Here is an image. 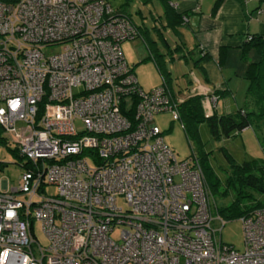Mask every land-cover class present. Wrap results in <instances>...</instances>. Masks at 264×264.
I'll return each instance as SVG.
<instances>
[{"label": "built area", "instance_id": "2783aa9c", "mask_svg": "<svg viewBox=\"0 0 264 264\" xmlns=\"http://www.w3.org/2000/svg\"><path fill=\"white\" fill-rule=\"evenodd\" d=\"M136 37L105 0H0V128L26 160L0 190V264H264V208L238 218L240 251L221 242L197 161L154 123L175 102L122 55Z\"/></svg>", "mask_w": 264, "mask_h": 264}, {"label": "rangeland", "instance_id": "374dc122", "mask_svg": "<svg viewBox=\"0 0 264 264\" xmlns=\"http://www.w3.org/2000/svg\"><path fill=\"white\" fill-rule=\"evenodd\" d=\"M124 0H109L108 5L114 9ZM160 5L157 0H151L145 4L141 0H127V6L122 10L128 12L131 20L135 25H140L142 22L145 27L149 29L150 41L156 42L160 54L166 53L160 41L157 40L156 32L152 30L154 26L151 21V16L159 13ZM139 12L143 15H139ZM151 16H150V13ZM158 26V24H157ZM144 36V35H143ZM142 35L133 40H126L121 43L120 49L122 55L137 80L138 85L143 90L153 89L160 85L161 79L159 72L151 59H146L148 56V49L152 48L148 37ZM173 46V42H171ZM153 49V48H152ZM60 48L56 45L49 49L50 53H58ZM154 50V49H153ZM189 56V55H188ZM178 56L174 54V60L170 61L168 56H163V62L159 60L161 67L170 74L171 87L174 95H183V97L190 93L191 89L198 86V83L191 77V72L201 82L202 78L196 72L188 61L184 63L183 59H176ZM145 59V60H144ZM162 63L164 66H162ZM191 81V83H190ZM182 97V96H180ZM218 97L216 98V102ZM222 100L218 105L222 104ZM243 105V104H242ZM221 114V113H217ZM154 123L160 130L165 144L172 150L178 160H184L195 156L198 159L204 160L207 167L211 169L214 176L218 179L220 186L218 193L215 194L216 206L225 207L233 200L231 191L220 199L219 193L224 189V181L229 171L230 162L240 164L242 162H257L264 164V150H262L259 142L264 140V129L261 132H255L251 128L245 129L238 134L234 133L230 137L214 138L209 133L208 126L205 122H201L197 126L198 139L187 140L182 127L178 121H171L170 113H160L155 115ZM76 126H79L76 123ZM260 141H259V140ZM264 146V144H262ZM26 163L25 159H21L17 155L15 145L7 143V145L0 144V190L2 184L8 188L17 185L20 174L24 170L22 167ZM47 192L53 193L54 189L49 187ZM253 195H257L252 192ZM251 202V201H249ZM248 202V203H249ZM119 204L123 206L122 201ZM220 225V224H219ZM217 224V226L219 227ZM117 230H115L111 237L116 239ZM35 236L40 244L46 245L39 224L35 225ZM221 242L232 246L234 249L240 251L242 249V224L239 219L224 220V225L220 233Z\"/></svg>", "mask_w": 264, "mask_h": 264}, {"label": "crops", "instance_id": "0c3cea01", "mask_svg": "<svg viewBox=\"0 0 264 264\" xmlns=\"http://www.w3.org/2000/svg\"><path fill=\"white\" fill-rule=\"evenodd\" d=\"M141 1L143 4L151 2ZM157 1L160 5L159 13L155 16L149 13L154 24L152 30L156 32L157 40L159 39L166 53L160 54L156 42L150 41V31L143 22L140 25L133 24L142 26V36L148 37L151 45L156 48V53L162 56L161 61L163 62L165 55L172 61L176 54V59L182 58L184 63L191 62L202 78L203 86L191 72L190 75L198 86L192 88L189 94L198 90L208 95L212 91H222L215 103L214 113H232L241 108L246 100L248 86L246 64L258 60V54L253 48L243 53L242 45L249 36H264V0H172L171 7L175 14H182L178 19H174V15L172 18L168 16L164 5L160 0ZM123 3L124 1L115 9H121L119 7ZM125 13L130 17L128 12ZM139 15L143 17L140 12ZM171 42L174 43L173 46ZM177 46L180 48L176 49ZM201 52L205 55L202 60ZM168 77L170 79L169 73ZM220 100L223 102L218 105ZM4 188L5 183L2 184V189Z\"/></svg>", "mask_w": 264, "mask_h": 264}, {"label": "trees", "instance_id": "16d2710c", "mask_svg": "<svg viewBox=\"0 0 264 264\" xmlns=\"http://www.w3.org/2000/svg\"><path fill=\"white\" fill-rule=\"evenodd\" d=\"M105 1L108 3L109 0ZM160 2L164 5L165 13H167L168 16L172 18V15H174V19L182 17V14H175L173 7H171L172 0H160ZM126 4L127 0H124V3L119 7L121 9H115L113 13L123 16L133 24L130 17L124 10H122ZM134 27L137 29L139 36H141V31L143 29L142 26L134 25ZM152 48L147 47L148 56L145 58L153 61L161 79L159 86L164 87L175 102L178 119H171V121H178L180 123L188 141L190 139H198L197 126L201 122L207 124L209 133L214 138H228L233 136L234 133L238 134L248 128H251L255 132H261V130L264 129V36H249L242 45L243 53H245L246 50L253 48L258 54L257 62L246 64L245 77L248 79V86L245 95L246 100L243 106L232 113L220 115L214 113V107L211 114L205 116L203 109V94L191 93L184 97L183 95H179V93L174 95L170 86L168 73L161 67L159 62V60L161 61L162 56L156 53L155 47ZM179 48V46L176 47V49ZM201 53L202 57L200 60L205 56L203 52ZM244 58L245 57L242 54V59ZM222 93V91H212L210 96L212 95L219 98ZM7 143L9 142L0 128V144L7 145ZM262 144H264V140L259 142L262 150H264ZM192 157L197 161L201 169L203 181L208 191L210 204L215 208L221 218L224 220L238 219L241 216L247 215L253 209L264 208V164L257 162H242L236 164L230 162L229 171L224 181V189L218 196L222 199L229 191H231L233 194V200L229 205L219 207L216 206L214 200L215 194L218 193L220 186L218 179L214 176L211 169L206 166L204 160L198 159L193 155ZM25 166L26 165L24 164L22 167ZM252 192H254L257 197L253 195Z\"/></svg>", "mask_w": 264, "mask_h": 264}]
</instances>
